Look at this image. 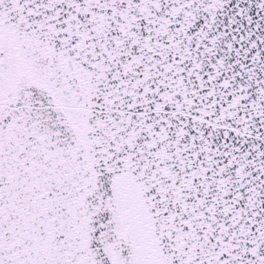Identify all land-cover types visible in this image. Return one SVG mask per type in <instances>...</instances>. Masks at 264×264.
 I'll list each match as a JSON object with an SVG mask.
<instances>
[{"label":"snow or ice","instance_id":"1","mask_svg":"<svg viewBox=\"0 0 264 264\" xmlns=\"http://www.w3.org/2000/svg\"><path fill=\"white\" fill-rule=\"evenodd\" d=\"M0 264H264V0H0Z\"/></svg>","mask_w":264,"mask_h":264}]
</instances>
